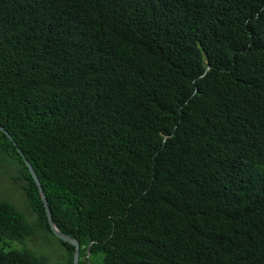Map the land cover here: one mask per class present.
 Returning a JSON list of instances; mask_svg holds the SVG:
<instances>
[{
  "label": "trees",
  "instance_id": "1",
  "mask_svg": "<svg viewBox=\"0 0 264 264\" xmlns=\"http://www.w3.org/2000/svg\"><path fill=\"white\" fill-rule=\"evenodd\" d=\"M0 126V264L74 253L16 147L78 264H264V0H0Z\"/></svg>",
  "mask_w": 264,
  "mask_h": 264
},
{
  "label": "rangeland",
  "instance_id": "2",
  "mask_svg": "<svg viewBox=\"0 0 264 264\" xmlns=\"http://www.w3.org/2000/svg\"><path fill=\"white\" fill-rule=\"evenodd\" d=\"M0 199L5 200L14 205V207L22 214L25 220L32 224V220H35V216L32 213L26 197L21 189L12 184L8 178L3 175L0 169ZM10 247L12 249H27L30 251H37L41 253H46L48 256L53 258V261L59 259L58 255L60 252V247L58 243L52 238L45 234L43 231L36 233L34 237L26 238L21 242L11 243ZM52 260V259H51Z\"/></svg>",
  "mask_w": 264,
  "mask_h": 264
},
{
  "label": "water",
  "instance_id": "3",
  "mask_svg": "<svg viewBox=\"0 0 264 264\" xmlns=\"http://www.w3.org/2000/svg\"><path fill=\"white\" fill-rule=\"evenodd\" d=\"M0 131L3 132L7 138L9 140H12L11 136L0 126ZM13 144L15 145V143L13 142ZM16 151L18 152V154L20 155L22 161L24 162L25 166L27 167V170L29 172V174L31 175L41 198V202L44 208V212H45V216H46V221L47 224L49 226L50 231L52 232V234L54 235V237H56L58 240H60L61 242L65 243L66 245L71 246L74 249V253H73V258H72V264H78V258H79V245L78 242L73 239L70 238L69 236L64 235L63 233H61L57 227L55 226L52 216H51V212L49 209V206L47 204V199L45 197V194L42 190V187L40 185V182L32 168V166L30 165L29 161L26 159L25 155L21 152V150L16 147Z\"/></svg>",
  "mask_w": 264,
  "mask_h": 264
}]
</instances>
